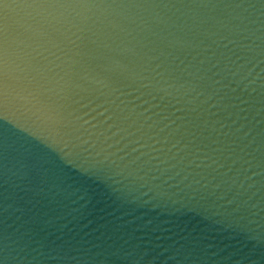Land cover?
I'll use <instances>...</instances> for the list:
<instances>
[{
	"label": "water",
	"instance_id": "95a60500",
	"mask_svg": "<svg viewBox=\"0 0 264 264\" xmlns=\"http://www.w3.org/2000/svg\"><path fill=\"white\" fill-rule=\"evenodd\" d=\"M0 15V264H264V0Z\"/></svg>",
	"mask_w": 264,
	"mask_h": 264
},
{
	"label": "snow or ice",
	"instance_id": "6c2138e0",
	"mask_svg": "<svg viewBox=\"0 0 264 264\" xmlns=\"http://www.w3.org/2000/svg\"><path fill=\"white\" fill-rule=\"evenodd\" d=\"M22 3H38L39 0H21ZM6 20L3 15H0V36H3L5 27H6ZM3 58V50L0 48V61Z\"/></svg>",
	"mask_w": 264,
	"mask_h": 264
}]
</instances>
